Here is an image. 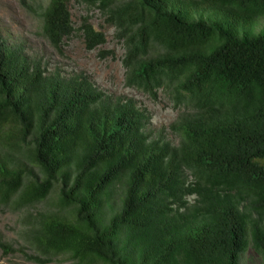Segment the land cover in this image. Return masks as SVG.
<instances>
[{"label":"trees","instance_id":"trees-1","mask_svg":"<svg viewBox=\"0 0 264 264\" xmlns=\"http://www.w3.org/2000/svg\"><path fill=\"white\" fill-rule=\"evenodd\" d=\"M71 2L113 28L124 86L181 112L151 137L132 98L47 71L0 35V209L24 212L18 251L34 264H240L250 248L264 264V0L25 5L60 53L76 32L87 51L106 42L84 18L74 27Z\"/></svg>","mask_w":264,"mask_h":264},{"label":"rangeland","instance_id":"rangeland-1","mask_svg":"<svg viewBox=\"0 0 264 264\" xmlns=\"http://www.w3.org/2000/svg\"><path fill=\"white\" fill-rule=\"evenodd\" d=\"M48 0H0V33L9 44L21 45L32 58L42 59L50 68L58 67L63 73H80L86 76L99 90L115 95L132 98L138 105L146 108L151 120L148 129L154 136L156 131H167L170 123L174 122L181 110L172 105L163 95L158 94L155 100L134 89L124 86L125 71L122 66L123 49L114 37L113 28L104 23V18L98 9H88L82 4L70 3L69 11L75 28H78L83 18L94 29L105 35V44L92 51L85 49L81 36L76 32L69 39L64 40L61 53L51 47L41 36L40 22L35 13L26 6H31L38 12ZM26 5V6H25ZM263 21L259 23L262 25ZM104 52H112L102 57ZM172 138L171 135L168 136ZM24 212H13L0 209V239L10 244L16 251L27 247L23 237ZM28 254L32 252L26 250ZM63 262L49 264H72L64 257ZM0 264H34L28 262L21 252L3 254L0 250ZM240 264H262L249 248L240 258Z\"/></svg>","mask_w":264,"mask_h":264},{"label":"clouds","instance_id":"clouds-1","mask_svg":"<svg viewBox=\"0 0 264 264\" xmlns=\"http://www.w3.org/2000/svg\"><path fill=\"white\" fill-rule=\"evenodd\" d=\"M0 35H1V33H0ZM1 37H2L3 41H4L9 47L19 46L20 49L22 50V53H23L25 56H28L29 58H32V57H30V56L25 52V50L23 49V47H22L21 45H17V44H9V43L3 38L2 35H1ZM32 59L40 60V61H41V67H42V68H44L45 66H47L46 63H43V62H42V59H37V58H32ZM56 68L59 69L58 67L50 68L49 66H47V71H53V70H55ZM59 70H60V69H59ZM60 71L63 73L62 70H60ZM64 74H69V73H64ZM150 120H151V115H149V121H148V123H147V129H146V130H147L148 132H150L149 129H148V125H149ZM150 134H151V132H150ZM152 136H153V135L151 134V137H152Z\"/></svg>","mask_w":264,"mask_h":264}]
</instances>
